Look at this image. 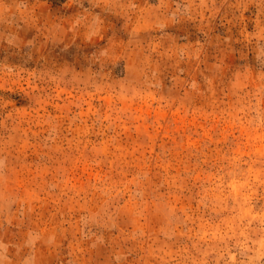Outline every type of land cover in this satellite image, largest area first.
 <instances>
[{
  "label": "rangeland",
  "instance_id": "1",
  "mask_svg": "<svg viewBox=\"0 0 264 264\" xmlns=\"http://www.w3.org/2000/svg\"><path fill=\"white\" fill-rule=\"evenodd\" d=\"M0 264H264V0H0Z\"/></svg>",
  "mask_w": 264,
  "mask_h": 264
}]
</instances>
